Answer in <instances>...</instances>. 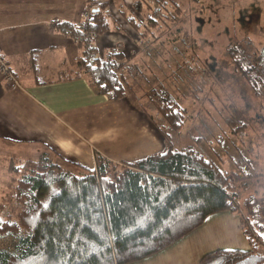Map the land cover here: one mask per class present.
Returning <instances> with one entry per match:
<instances>
[{
  "label": "trees",
  "instance_id": "16d2710c",
  "mask_svg": "<svg viewBox=\"0 0 264 264\" xmlns=\"http://www.w3.org/2000/svg\"><path fill=\"white\" fill-rule=\"evenodd\" d=\"M86 1L89 15L85 13L82 22L55 24L61 32L84 43L76 58L77 68L63 70L60 80L85 74L99 94L114 100L127 98L136 76L146 82L149 79L119 45L106 48L103 56L98 53L97 36L112 30L124 35L127 30L109 14L110 0ZM154 1V16H136L144 0L134 3L135 16L121 10L136 33L144 21L155 23L161 16L165 2ZM175 15L168 17L174 19ZM136 44L141 51L151 53L150 40L141 38ZM227 51L235 69L259 92V87H264V50H253L237 40ZM90 54H94L91 60ZM39 63V54L33 50L29 67L37 75L41 72ZM4 66L7 76L17 83L16 76ZM158 87L150 86L147 97L166 128L180 132L186 110L168 89ZM68 165L86 173L75 174L66 168ZM9 170L13 194L8 200L27 206L18 221L12 222L2 218L8 201L0 203V236L13 235L20 241L15 249H0V264H126L168 247L202 224L209 214L224 209L241 215L252 246L264 245V197L260 201L251 196L241 205L236 190L237 184L255 176L231 172L192 147L177 149L171 144L164 151L123 162L96 152V165L90 168L48 146L38 160L12 158ZM255 254L254 249H217L203 261L221 258L219 264H237Z\"/></svg>",
  "mask_w": 264,
  "mask_h": 264
},
{
  "label": "rangeland",
  "instance_id": "374dc122",
  "mask_svg": "<svg viewBox=\"0 0 264 264\" xmlns=\"http://www.w3.org/2000/svg\"><path fill=\"white\" fill-rule=\"evenodd\" d=\"M81 1L78 0V5ZM110 1L109 14L127 30L125 38L119 41L120 48L131 60L134 58L141 64L142 73H150L149 82L138 80V76L136 81L132 80L129 102L142 103L145 109L141 110L146 112L144 117L149 120L151 115L150 125L167 146L173 144L177 149L192 147L231 172L254 175L248 178V183L246 179L237 184L238 202L243 205L250 195L261 201L264 197V87L255 91L235 69L227 50L237 40L240 44L247 43L253 50H264V0H163L161 16L156 17L155 23L147 22L145 17V24L138 33L121 13L125 10L127 15L135 16L134 3L137 0ZM74 3L72 0L70 9H74ZM155 6L154 0H144L142 10L136 16L140 19L144 14L154 16ZM177 8L180 9L175 11ZM169 14L176 15L173 19L168 17ZM128 31L132 35L127 34ZM99 38L98 44L101 43ZM141 38L152 42L150 54L137 46ZM105 50L98 53L104 55ZM54 73L49 71L48 75ZM42 75H46L43 70ZM150 86H159L158 89L164 86L185 108L184 127L180 132L166 128L165 120L147 97ZM129 131L135 134L132 129ZM4 132H0V203L8 201L2 218L15 222L27 204L7 198L13 194L9 163L12 158L38 160L44 151L14 139L8 130ZM128 149L131 151L133 144ZM93 156L95 163L90 165L91 168L96 165V152ZM66 168L78 175L86 173L72 165ZM19 242V238L13 235L0 236V249H15ZM257 247V250L264 249V245Z\"/></svg>",
  "mask_w": 264,
  "mask_h": 264
},
{
  "label": "crops",
  "instance_id": "0c3cea01",
  "mask_svg": "<svg viewBox=\"0 0 264 264\" xmlns=\"http://www.w3.org/2000/svg\"><path fill=\"white\" fill-rule=\"evenodd\" d=\"M71 3L72 0H0V132L8 130L14 139L44 152L48 146L57 147L65 156L90 168L97 151L116 162L164 151L168 146L150 125L152 117H144L142 103L129 102L132 96L114 100L101 95L85 74L60 80L63 70L77 68L76 58L84 47L82 40L61 32L55 25L60 21L82 22L87 1L78 5L75 0L74 9L69 8ZM99 36L96 45L100 52L120 46L119 41L125 38L114 30ZM33 50H37L46 75L30 71ZM132 62L142 68L134 58ZM4 63L18 84L7 76ZM49 71L56 73L48 75ZM144 75L150 80V73ZM130 129L135 134H130ZM225 248L255 250V255L237 264H264V249L257 250L250 244L241 215L229 209L209 214L202 224L168 247L126 264H219L221 258L205 262L203 258Z\"/></svg>",
  "mask_w": 264,
  "mask_h": 264
},
{
  "label": "built area",
  "instance_id": "2783aa9c",
  "mask_svg": "<svg viewBox=\"0 0 264 264\" xmlns=\"http://www.w3.org/2000/svg\"><path fill=\"white\" fill-rule=\"evenodd\" d=\"M87 15H89V13H87ZM93 55H94V54H90V55H89V59H90V60L94 57ZM90 60L88 61L89 63H91ZM0 61H2V59H0Z\"/></svg>",
  "mask_w": 264,
  "mask_h": 264
}]
</instances>
